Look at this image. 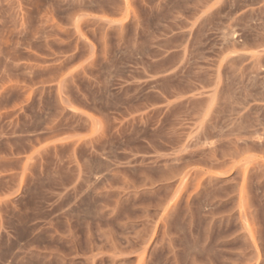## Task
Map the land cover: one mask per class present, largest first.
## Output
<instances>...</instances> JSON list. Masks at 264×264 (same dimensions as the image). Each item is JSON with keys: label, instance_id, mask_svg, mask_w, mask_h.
Instances as JSON below:
<instances>
[{"label": "rangeland", "instance_id": "1", "mask_svg": "<svg viewBox=\"0 0 264 264\" xmlns=\"http://www.w3.org/2000/svg\"><path fill=\"white\" fill-rule=\"evenodd\" d=\"M0 264H264V0H0Z\"/></svg>", "mask_w": 264, "mask_h": 264}]
</instances>
